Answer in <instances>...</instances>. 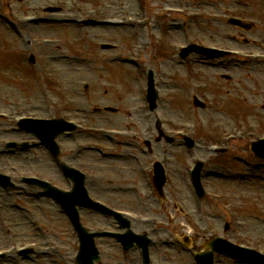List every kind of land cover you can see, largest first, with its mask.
Returning a JSON list of instances; mask_svg holds the SVG:
<instances>
[{
    "label": "rangeland",
    "instance_id": "rangeland-1",
    "mask_svg": "<svg viewBox=\"0 0 264 264\" xmlns=\"http://www.w3.org/2000/svg\"><path fill=\"white\" fill-rule=\"evenodd\" d=\"M13 9L17 13H23L31 9L30 6L36 5L37 3L44 2L46 0H12ZM87 1L89 4L102 5L107 8V10L119 9L122 7H127L133 3V0H83ZM166 5L169 7L183 6L188 12L190 10H201L206 13L229 15L239 14L242 10L247 11L249 16L252 17L254 27L251 31H243L227 25L223 19L216 21H209L207 19L194 20L188 34L192 38H200L204 41L211 43L244 47L249 50H264V32L261 28V22L264 20V0H252L253 7L251 9H244L233 3L232 0H197L203 4L195 9V0H165ZM150 10L149 14L162 15L159 8L156 6L155 0H150ZM184 4L186 6H184ZM112 5V7H111ZM125 7V9H126ZM2 11L6 14L3 21L0 22V93H9L16 100H30L38 96L36 92V79L34 78L33 69L30 68L24 60L25 50L32 49L35 51L36 47L32 43L34 37H49L57 38L64 37L61 47L56 50V53H74V50L79 48L84 53H91L93 56L98 58V64L100 63V56H103V52L98 48V42L100 41H114L118 46L117 49H128L132 48L136 39L139 36L146 38V34L140 30H130V29H84L79 30L75 26H61V27H50L49 25L43 24H31L30 28H26L25 25L18 23L20 18L16 20L18 23L16 28L12 29L11 19L14 18L2 6ZM63 17V15H59ZM172 16H167V20L170 19L171 29L168 32H163V46L160 49V54H170L175 52V45L184 43L183 41L189 39L184 37L186 32L181 29V24L178 22L173 23L171 21ZM158 18V16H156ZM6 28V29H5ZM70 40H73L72 45ZM28 44L26 45V43ZM241 42V43H240ZM178 43V44H177ZM44 54H52L51 50L58 48V44H54L51 47H47L48 43L45 41L41 42ZM80 45H82L80 47ZM86 45H89L87 47ZM209 45V44H208ZM68 46V47H64ZM86 46V47H85ZM38 49V48H37ZM164 51L162 52V50ZM111 52V51H110ZM109 52V53H110ZM162 52V53H161ZM37 53V52H35ZM110 55V54H109ZM109 57V56H108ZM40 60V57H38ZM64 62V61H61ZM165 62V61H164ZM59 65L58 69L61 71L58 73L53 71L52 78L49 80L51 89L54 93H57L61 88L67 86L69 79L78 76L77 80L92 78L91 87L88 88V95L92 100L97 102H113L117 103V107L121 110L120 114H101L91 117V123L94 125L103 126H141L144 123L141 113L136 112V106L139 103L137 97V83L136 78L138 75L136 69L132 65L120 66H107L104 72H98L95 69H91L90 65ZM96 63V61H95ZM43 58L39 61V65H45ZM170 64V63H169ZM158 67V72L156 71V77L163 76L166 78H172L175 83L182 85L181 91L170 90L167 92L169 102L167 103L166 97H163L161 103L162 110L159 114L165 119L168 128H176L181 124H190L192 121L197 120L199 127L197 131L196 138L198 140H203L209 137L207 133L217 132L223 129H230L233 126L239 127L238 125H246L248 123L255 124L259 130L264 131V67H258L251 70L241 68H228L223 69H212L207 66L203 67L196 65L195 69L189 74L185 75L184 68L181 66L171 65L163 67L162 64H155ZM146 66H148L146 64ZM160 67V68H159ZM41 70V69H40ZM38 70V71H40ZM31 71V72H30ZM41 74V73H40ZM43 75V73H42ZM45 76V74H44ZM225 76L226 78H224ZM163 80H165L163 78ZM110 82L115 86L111 89L105 86V83ZM163 87V85H161ZM60 88V89H58ZM80 89V88H79ZM81 90V89H80ZM166 90H164L165 94ZM193 94L199 96L205 101V109H196L192 107L191 97ZM72 97L75 95L69 94ZM80 101H84L85 98L79 93L77 97ZM89 100V99H87ZM27 103V102H26ZM217 109L215 112L214 110ZM0 128H4V122L0 121ZM105 141V140H99ZM85 143H87L85 141ZM248 139L243 137L238 141L230 143L231 151L226 155L220 157L219 159L213 160L215 156L211 157L212 162L206 163L203 169V173H226V175H231L233 172L241 171L244 169V163L251 165L254 163V158L250 155L248 151ZM155 152L152 156L159 158L160 152L167 149L168 146L159 145L155 146ZM165 147V149L163 148ZM170 157L172 159L171 168L174 171L180 170L178 175L175 177V182L179 186L181 194L185 197V203L187 206H191V192L190 185L185 173V165L188 164V151L184 147L173 148ZM167 152V151H166ZM40 155V161L34 162L36 168L34 171L41 172L45 175L57 178V170L54 167V163L50 160L47 154L41 152V150L36 151ZM91 156H96V152H89ZM199 157L204 156L206 153L204 148L200 146L199 150H195V154ZM169 154V153H168ZM235 155L237 161L232 160V155ZM33 152L28 154H22L18 157H13L9 163L18 164L20 161L30 160L32 158ZM169 156L167 158H170ZM208 158V157H207ZM148 161V159H146ZM242 161V162H241ZM244 162V163H243ZM43 163L45 165H43ZM102 163L109 164L106 169H104L103 174H107L108 178H111V173H115L113 169L114 162L102 161ZM264 166V165H263ZM0 167H7V163L4 160H0ZM114 171V172H113ZM130 176L128 180L132 181ZM138 179V177H136ZM106 182V180H104ZM205 184L209 191L218 192L229 199L224 201L238 203L242 201V205L239 207L243 208L247 205L245 209L239 211L240 219L245 223L244 228L238 229V234H233L232 231H228V237L241 240L242 237L252 239L264 246V216L261 214V210L264 211V181L262 180H249L248 182H238L232 180H224L220 178H206ZM109 187V185H108ZM249 195L251 197L244 199L243 196ZM109 197H114L112 194ZM116 197L122 201H126L121 195H116ZM21 201V204L25 205L27 208L29 205H34L36 202L28 203L26 198L17 197L15 198ZM252 199H256V203H252ZM223 201V202H224ZM41 203L38 206L46 211L51 208L52 217L48 216V229L35 232L33 231L30 224L24 225L22 228H16L18 231V237L16 239L9 238V235L1 229L0 232V246L5 244H10L14 241H29L34 239L45 240V235L56 232H67V235L59 241H62L64 245L69 248L73 246V238L69 235V225L66 222V218L63 215H59L55 210L52 202L46 199L39 201ZM248 210V213H245ZM206 211H209L213 218L208 219L207 225H209L213 236L222 233L223 227L222 221L224 220V215L219 209V206L210 202L207 203ZM205 212V211H204ZM255 213L259 217L253 218L255 214L250 215L249 213ZM89 218L88 214H85ZM259 218V219H256ZM93 226L97 224H104L103 220H86ZM65 222V224H64ZM241 223V222H240ZM29 229V231L24 232V230ZM21 235V236H20ZM196 245L201 243L200 240L194 242ZM103 256L102 263L108 262H121V264H135L136 259H130L124 261L120 253V249L113 240L105 239L102 243ZM74 249H66L59 254L54 251L51 256L39 258L36 263L31 264H70L68 263V258L72 255ZM164 264H189L191 263L190 258L186 252L181 251L179 248L166 249L163 252ZM219 259V258H217ZM226 261V262H225ZM155 263V262H154ZM10 264V263H6ZM138 264V263H137ZM218 264H228V260L220 259Z\"/></svg>",
    "mask_w": 264,
    "mask_h": 264
}]
</instances>
